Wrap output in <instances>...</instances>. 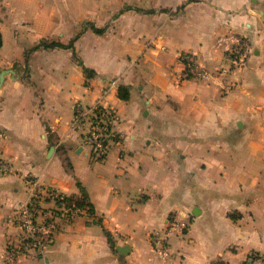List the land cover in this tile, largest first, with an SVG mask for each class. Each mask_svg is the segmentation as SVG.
<instances>
[{
    "label": "crops",
    "instance_id": "0c3cea01",
    "mask_svg": "<svg viewBox=\"0 0 264 264\" xmlns=\"http://www.w3.org/2000/svg\"><path fill=\"white\" fill-rule=\"evenodd\" d=\"M0 29V264H167L176 213L171 264L264 256V0H0ZM184 58L209 75L179 80ZM96 103L117 114L102 159L72 123ZM32 176L92 209L10 260Z\"/></svg>",
    "mask_w": 264,
    "mask_h": 264
},
{
    "label": "built area",
    "instance_id": "2783aa9c",
    "mask_svg": "<svg viewBox=\"0 0 264 264\" xmlns=\"http://www.w3.org/2000/svg\"><path fill=\"white\" fill-rule=\"evenodd\" d=\"M240 45V44H239ZM233 61L243 64L249 55V45L244 44L231 48ZM186 67L183 69L179 80L208 76V72L190 58H184ZM117 114L113 107L95 105L84 108L76 107L73 126L87 125L85 140L98 158H104L110 147V139L115 135L113 125ZM29 197L15 209L12 220L22 229L20 242L8 253V259L14 260L21 255H30L34 252H43L53 240L61 222L75 219L84 214L89 207L82 206L76 200L69 199L68 195L52 186H46L37 177L28 178ZM48 200L54 201V206L47 204ZM189 226V220L182 214H173L164 235L153 238V248L167 264H171L173 254L168 238L173 233H183ZM251 264H264L260 257H251Z\"/></svg>",
    "mask_w": 264,
    "mask_h": 264
},
{
    "label": "trees",
    "instance_id": "16d2710c",
    "mask_svg": "<svg viewBox=\"0 0 264 264\" xmlns=\"http://www.w3.org/2000/svg\"><path fill=\"white\" fill-rule=\"evenodd\" d=\"M86 25V24H85ZM87 27H90V28H92L95 32H97V33H103V32H105L106 31V29H107V27H97L94 23H92V22H87V25H86ZM2 45H3V34H2V31H1V29H0V49H1V47H2ZM64 46V47H74V41H72L69 45H66V44H63V43H61V42H55V41H48V40H46V39H43L42 41H41V43L38 45V46H45V47H53V46ZM75 55H76V52H75ZM81 61V60H80ZM82 62V61H81ZM85 70H87L88 72H91V70L89 69V68H87V67H85ZM119 92H120V96H121V98H123V99H129L130 98V96H131V88H130V86H127V85H121L120 86V88H119ZM79 186H80V188H81V191L83 192V194L85 195V197H86V192L84 191V188H83V186L79 183ZM69 197V196H68ZM69 199H71L70 197H69ZM72 200V199H71ZM76 202L78 203V204H80V205H82V206H87V207H89V209L91 210L92 209V206H91V204L86 200V198L85 199H83V200H76ZM106 234H107V236H108V239H109V242H111V244H113V240H112V236H111V233L110 232H106ZM252 257H260L261 258V260H263L264 261V256L263 255H260V254H254Z\"/></svg>",
    "mask_w": 264,
    "mask_h": 264
},
{
    "label": "water",
    "instance_id": "95a60500",
    "mask_svg": "<svg viewBox=\"0 0 264 264\" xmlns=\"http://www.w3.org/2000/svg\"><path fill=\"white\" fill-rule=\"evenodd\" d=\"M9 72L8 69H5L3 71L0 72V85L3 83L4 79H5V74H7ZM127 245H124V246H120L119 247V251L121 253H126L127 252Z\"/></svg>",
    "mask_w": 264,
    "mask_h": 264
}]
</instances>
